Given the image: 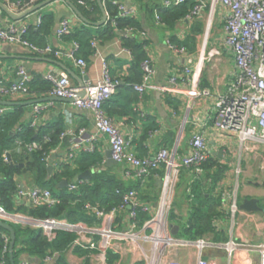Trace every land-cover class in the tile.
I'll list each match as a JSON object with an SVG mask.
<instances>
[{
  "label": "built area",
  "instance_id": "2783aa9c",
  "mask_svg": "<svg viewBox=\"0 0 264 264\" xmlns=\"http://www.w3.org/2000/svg\"><path fill=\"white\" fill-rule=\"evenodd\" d=\"M39 1L2 0L6 7L16 14L24 13L38 4ZM186 1L188 0H163L162 4L164 7H170ZM191 1H194L195 4L186 15L185 20L193 22L204 15L207 17L205 26L206 37L203 41L204 44L199 60L196 63L194 55L188 52L185 45L175 43L170 39H167L166 43L174 52L185 56L186 63L184 64L182 75L187 77L192 84L193 90L191 93L200 94L197 86L203 72L204 61L208 56L213 57L219 53L216 48L212 49L208 55L205 52L208 36L211 34L218 10L221 8L225 10V13H223V42L234 54L236 75L228 89L218 96L215 116L216 125L223 131L238 135L243 148L251 147L257 149V145H264V0ZM81 3L84 2L81 1ZM112 3L118 6L119 16L133 17L138 13L137 6L127 5L125 0H112ZM155 16L157 21L162 23V17L157 10ZM41 23L42 17H39L36 23L37 27ZM72 28L71 21L68 18H64L60 22L56 34L59 38H63L71 33ZM29 30L30 26L27 24L13 23L6 27L0 26V41L19 44L33 52L51 53L60 58L64 57L82 69L85 68V59L78 56L80 45L77 41H73L72 47L68 50L55 48L50 44L39 46L29 38ZM128 30L132 32L133 28L131 27ZM92 44L102 60L103 73L100 78L93 81L88 80L84 88L73 86L70 74L65 70L53 74L49 73L45 75V79L52 83L50 92L53 96L73 98L77 107L89 109L93 112L96 132L107 136L113 158L119 163L132 168L127 173H134L135 177L144 182L153 171L164 168L162 190L155 208L141 201L137 190L130 189L123 193L122 203L110 211H105L90 203L85 204L88 211L95 214L100 220L97 225L71 222L66 218H37L23 213H10L1 205L0 219L40 229L49 240L54 239L58 231L75 232L76 237L71 246L86 250V253L89 252L87 258L91 264H110L108 251L113 250L115 253H120L119 246L116 247L114 244H122V242L129 243L130 253L138 252L139 258L136 259V262L143 264H182L178 257L180 250L191 244L198 245L195 264H222L218 258L205 256L203 252L206 249L226 250L229 258L235 252L248 251L256 258L257 264H264V242L253 243L249 240L238 242L237 238H235L237 236L232 228L237 222L236 213H240V215L250 219L252 216L250 212L239 208L236 192L232 193L227 190L223 193V203L227 200L228 202L232 201L230 206L232 228L228 241L217 242L209 238L188 240L177 237L172 233L170 214L180 171L183 167L191 168L196 175L200 176L204 171L203 164L209 158L203 133L197 132L193 135L190 150L182 157L178 155L177 148L171 150L160 148L151 156L140 157L130 148V140L124 136L119 126L107 113L106 104L116 93L119 82L112 78L108 62L97 48V41L94 40ZM123 50L130 53V50L125 47ZM141 66L144 71L143 80L141 83L134 84L138 92L142 94L150 88L160 89L161 91H169L171 89L167 86L155 87L152 85L151 80L156 72L152 58L146 57ZM18 76L17 80L10 83L0 79V97L28 95L32 92L30 84L33 81V76L25 67H19ZM177 77L178 75L172 77V82H175ZM83 89H85V94L81 95L80 93ZM202 93L207 95L209 91L204 90ZM51 104V102H38L33 105L31 113L32 126L36 128L39 126L42 112ZM5 112V108L0 107V114ZM86 133L85 128H81L78 134L71 130L61 132V141L69 140V160L74 159L80 150H95L93 142L96 139V135L91 134L87 137ZM88 141L91 144L84 146ZM18 143L22 144V141H18ZM250 144L252 145L250 146ZM26 147L28 150H34L39 147V143L37 141L26 143ZM263 154L256 155L260 156ZM56 165L54 164V167ZM261 168L264 169V165H261ZM68 187L70 190H74L77 188V184L69 181ZM18 199L25 200L32 205H53L59 202V198L55 197L48 188L36 186L27 188L23 185L18 190ZM120 211L127 212V216L121 218L119 222L117 216ZM140 212H147L151 215L142 225L139 224ZM260 220H262L261 217L258 221ZM117 222L120 223V228L117 227ZM219 222L217 218L214 224L219 226ZM1 234L6 243H10V234L4 232H1ZM7 246L5 245L4 252L7 251ZM57 258V253L47 254L42 259V262L43 264L49 262L59 264ZM28 262V260H24L21 264H28ZM0 264H6L4 257L1 258Z\"/></svg>",
  "mask_w": 264,
  "mask_h": 264
},
{
  "label": "crops",
  "instance_id": "0c3cea01",
  "mask_svg": "<svg viewBox=\"0 0 264 264\" xmlns=\"http://www.w3.org/2000/svg\"><path fill=\"white\" fill-rule=\"evenodd\" d=\"M42 1L43 0L40 2ZM125 2L127 5H135L138 8L136 17L142 21V28L138 31V36L146 39L147 42L145 49L147 57L152 58L156 69L151 80L152 85L155 87L167 86L171 89L169 91H161L160 89L150 88L142 94L138 92L134 87V84L137 83L134 82L133 84L132 82L127 81L130 78L129 70L132 64V51L130 49V53L124 51L122 40L118 37L108 40L98 38L100 36L98 28L101 25L99 26L95 23L89 24L93 26L91 31L95 37L92 42L94 40L97 41V48L99 49V52L105 56L112 78L118 80L120 85L118 86L116 93L107 102V113L119 126L124 136L130 140V148L140 157L151 156L162 148V138L168 134L173 135V137L171 141L172 144L166 146V148L169 150L177 148L178 155L182 157L190 150L193 135L197 132H202L206 141L209 157H214L217 162L227 167V171L225 172L217 191L220 189L232 191L238 182V178L241 176L240 171L241 174H245V170L248 169V158L252 156V154L256 155L264 153V145H257V149L251 147L243 148L238 135L232 132L223 131L216 125L215 116L218 96L228 89L236 75V62L233 52L224 42L223 49H220L218 46L209 47L211 34L208 36L205 52L208 55L212 49L216 48L219 53L213 57L208 56L205 59L203 72L197 86L200 94H192V84L188 81L187 77H183L182 75L184 64L186 63L185 56L174 52L170 46H168L166 41L167 39L173 41V38L175 37L178 41L185 42L188 34L194 35V44L191 42L188 45L185 44V47L188 52L194 55L197 63L200 52H202L203 41L206 37L205 26L207 17L204 15L193 22H188L184 19L179 22L175 28L168 29L163 23L157 21L155 14L148 13L144 8L142 9L140 1L125 0ZM162 2L163 0H145L143 4L146 5L147 3H150L153 7L155 4ZM48 12L54 13L55 20L50 32L44 35L46 45L50 44L55 48H61L63 50L70 49L73 45L74 39L66 37L59 38L56 34L60 22L64 18H68L72 25L77 27L85 22L75 14L71 6L65 0L52 1L21 20L11 18L9 14L0 7V26L6 27L16 23L27 24L30 26V29L33 27L37 28L36 23L38 18ZM13 13L16 14L15 12ZM223 13H225V10L222 8L218 10L217 15L222 21ZM102 18L103 12L101 10V15L98 21ZM195 22L200 23L202 27V30L196 34L192 32ZM128 29L120 31L124 33H119L123 35L134 33V29L132 32ZM29 37H33L35 40H41V37L32 35L30 30ZM92 42L90 46L84 47L82 45L81 57L86 61V66L82 69L67 58H60L51 53L43 54L33 52L19 44L0 41V79L6 83L17 80L19 77L18 69L21 66L25 67V69L33 76V79L36 76L44 77L45 79V75L49 73H57L61 70L67 71L64 67H68L73 71V74L69 73L73 86L81 87V83L85 76L89 77V81H93L100 78L103 73L101 57L97 54ZM173 42L177 43L176 40ZM193 66L192 68H194ZM176 75H178L176 81L172 82V77H175ZM142 80L138 83H141ZM204 90H208L209 94H203L202 91ZM52 96L53 95L50 91H34L28 95L1 96V99L15 102V104L0 105V107H4L7 112L15 110L16 105L25 106L23 117L25 120L31 118L34 105H26V102L40 99H45V101H42L44 103L51 102L52 104L42 112L40 124L53 125L56 122L63 121L64 130H71L78 134L81 128H85L87 137L91 134L96 135L93 144L103 156V165L101 168H107L105 164V153L110 149V144L105 134H98L96 132L93 112L89 109L79 108L74 102L69 100H52ZM90 144V141H88L84 146H89ZM252 144H250V146ZM54 152L58 154V157L54 161L55 165L59 161H69V140L65 139L62 141ZM262 165H264V163ZM113 166L116 167V175L122 183H124L126 187L136 186L140 200L155 208L162 190L160 180H162L163 184L165 170L152 172L144 182H141L135 177L134 173H127L128 170H132L130 166L121 163ZM198 177L199 176L196 175L191 168L183 167L181 169L173 195L172 206L174 207L175 204H177V206H175L177 214L174 222H171L172 227L173 225L178 224V222L187 219L191 209V203L194 202L195 199L193 196L190 197L188 195L189 190L186 188ZM232 184L234 187H231ZM254 185L255 187H258L259 183L256 181L254 182ZM24 187L26 186L24 185ZM180 189H183L184 194H179ZM255 191L256 190H252L247 186L241 188L240 195L237 196L238 205L242 203L244 199L254 197L253 194L256 195ZM240 196L243 198L241 202H239ZM184 201L187 202L188 208L184 214H180L178 206H181ZM231 203L232 201L228 202V200L223 203L222 211L224 217L219 218L220 226H226L232 217L230 209ZM263 212L264 210L260 212L258 211L259 214L257 215L259 218L251 216L253 220H256L257 227H260V223L258 222L260 217L264 219ZM250 214L253 215V212H250ZM125 216H127V212L120 211L117 216L119 222L120 219ZM119 222L116 224L118 228H120ZM211 235L212 234H210L209 237H211ZM210 239L214 240L212 237ZM114 246H119L118 248L121 252L115 253L113 250L108 251L110 264H143L138 261L136 262V259L139 258V254L138 252H134L133 254L130 253L128 242H122V244L115 243ZM206 252L208 253V257L218 258L219 260L223 257L222 250L206 249ZM88 253L81 249L76 250V248L70 246L64 255L68 264H91L87 258ZM115 254L117 257L114 256ZM178 257L182 260L181 255ZM27 258L28 256L24 255L22 261L29 259ZM35 264L41 263L39 260H35ZM44 264L53 263L49 262Z\"/></svg>",
  "mask_w": 264,
  "mask_h": 264
},
{
  "label": "trees",
  "instance_id": "16d2710c",
  "mask_svg": "<svg viewBox=\"0 0 264 264\" xmlns=\"http://www.w3.org/2000/svg\"><path fill=\"white\" fill-rule=\"evenodd\" d=\"M41 1V0H40ZM39 1V2H40ZM83 1L84 3H81ZM142 9L148 13L155 14L157 10L162 17V23L168 29L175 26L186 18V15L194 7L195 2L188 0L182 4L164 7L162 3L151 6L150 3L143 4ZM38 2V3H39ZM78 7L83 15L90 21H98L101 15V8L98 0H71ZM108 20L101 25L99 29L102 40L118 37L122 40L124 47L132 51V64L129 70L130 78L127 80L134 84L142 80L143 70L141 63L147 57L146 39L138 36V31L142 28V21L136 16H119L117 5L112 0H104ZM97 16H96V15ZM42 23L37 28H31L32 35L41 37V40H35L29 37L32 42L39 46H46L44 35L50 32L55 20L52 12L44 13ZM92 25L82 23L81 26H73L70 34L66 38H73L79 43L78 56L81 57L82 45L90 46L95 38L92 33ZM133 28V34H120V31ZM202 30L201 24L195 22L193 33ZM42 35V36H41ZM63 37V38H64ZM175 38V37H174ZM178 44H194L195 36L188 34L185 42ZM120 86V85H118ZM32 92H48L52 88V83L44 77L36 76L30 84ZM107 105V104H106ZM23 105H16L15 110L0 114V205L10 213H23L37 218L58 217L66 218L71 222H84L88 225L99 224L100 220L95 214L88 211L86 203H90L105 211L119 206L123 200V193L135 189L136 186H125L116 175V167L110 166L101 168L103 156L95 148L94 151L81 150L74 159L69 161H59L54 167L52 176H48L49 155L59 147L61 141L60 134L64 130L63 121L56 122L53 125H42L36 128L31 125V118L23 119ZM173 135L168 134L162 138V148L169 146ZM174 139V138H173ZM18 141H22L19 144ZM37 141L39 147L34 150H28L26 143ZM168 149V148H167ZM9 152L11 161L6 159V153ZM13 163V165L11 164ZM92 170V177L88 181H74V177L85 170ZM203 173L186 188L188 195L194 197L191 209L187 219L178 222L179 232L176 235L188 240H197L205 237L209 233H214V240H228L225 226H216L215 219L223 218V193L227 190L217 188L224 177L227 167L217 162L214 157H209L203 164ZM159 170H164L162 167ZM155 170L153 172H156ZM63 179L75 182L77 188L70 190L68 186H60ZM21 185L27 188L40 187L48 188L53 195L59 198V202L48 205H32L25 200L18 199V190ZM151 215L147 212H140L139 224L142 225ZM16 231V244L14 247L15 263L21 264L24 255L28 256V264H35L47 254H58L59 264H68L65 259V252L70 248L76 237L75 232L58 231L56 237L49 240L44 236L42 230L31 226H22L21 224L8 221ZM17 227V228H16ZM19 230V231H18ZM1 232H9L0 227V260L6 259V264H11L9 248L10 243H6ZM5 245L7 251L4 252ZM80 248H76L79 250ZM82 250V249H81ZM86 251V250H83ZM87 252V251H86ZM114 256L117 257L115 254Z\"/></svg>",
  "mask_w": 264,
  "mask_h": 264
},
{
  "label": "rangeland",
  "instance_id": "374dc122",
  "mask_svg": "<svg viewBox=\"0 0 264 264\" xmlns=\"http://www.w3.org/2000/svg\"><path fill=\"white\" fill-rule=\"evenodd\" d=\"M223 27H224V22L220 20V17L217 15L216 21L214 22L213 28L211 31L209 47L218 46L220 49H223V37H224ZM263 156L264 154L260 156L252 154V156L248 158L249 159L248 165H247L248 169L245 170L244 172L245 174H241V171H240L241 176L238 178V182L235 188L232 189L231 191L232 193L236 191L237 196H239L241 192V188L245 186L250 187L252 190H256L255 191L256 195L255 194L253 195L254 197L258 198V200L260 201L259 204L262 207H264V186H263L264 169L261 168L262 162L264 160ZM256 181L259 183L258 187H255L254 185V182ZM232 186L234 187L233 184L231 185V187ZM179 194L180 195L184 194L183 189H180ZM242 199L243 198L240 196L239 202H241ZM175 206H177V204H175ZM175 206L172 208V211L170 214L171 222H174V220L176 219L177 212H176ZM179 206H178V209H179L180 214H184L188 208L187 202L184 201L182 205L180 207ZM255 213H253L252 216L259 218L257 215L259 214L258 211ZM236 214H237L236 215L237 222L234 224L235 226H233L232 228L231 219L229 223L226 224L225 226L228 240L231 236V228H232L237 236L235 238H237L238 242H244V240H249L253 243L264 242V219L258 221L260 223L259 224L260 227H258L259 229L257 230V225H256L257 223L255 222L256 220H253L252 218L250 219L249 217H246L244 215H240V213H236ZM262 214L264 215V212ZM210 234H212L211 235L212 238L215 237L214 233H209L208 235L202 238L210 239L211 238L209 237ZM216 241L222 242V240H216ZM197 247H198L197 244L196 245L191 244L189 246L183 247V249L180 250L181 252L179 253V256L181 255L182 257V260H180L182 261V264H194L195 263ZM223 252L225 253V255H223V257L220 260L222 264H257L256 258L251 253H248V251L235 252L231 258H229V255L226 250H224Z\"/></svg>",
  "mask_w": 264,
  "mask_h": 264
},
{
  "label": "water",
  "instance_id": "95a60500",
  "mask_svg": "<svg viewBox=\"0 0 264 264\" xmlns=\"http://www.w3.org/2000/svg\"><path fill=\"white\" fill-rule=\"evenodd\" d=\"M52 1H55V0H43L42 2H39L34 7L30 8L29 10L25 11L22 14H14L13 12H11L6 7V5L2 1H0V7H2L9 14V16L11 18H13L15 20H21L24 17L28 16L29 14L38 11L39 9H41L44 6H46L47 4H49ZM65 1L71 6V8L75 12V14L82 21H84L87 24H94L95 23V24L100 26V25H103L106 22L107 18H108L106 9H105L104 4H103V0H98V3H99V5L101 7V10L103 12V18L100 21H98V22H92L88 18H86L83 15V13L78 9V7L71 2V0H65ZM120 33H124V32H120ZM64 68L68 71V73L73 74V71L70 68H68V67H64ZM88 80H89V77L85 76L84 79H83V82L81 83L82 84L81 85L82 88L85 87L86 81H88ZM80 94L84 95L85 94V89H83ZM52 97H53L52 100H69V101L74 102L73 98H62V97H58V96H52ZM42 101H45V99L30 100V101L26 102V105H32V104H35V103H38V102H42ZM14 104H15V102L8 101V100H3V99L0 98V105H14ZM6 156H7V159L9 161H11L10 153H7ZM105 156H106V163L105 164H106L107 167L119 164V162L113 158V153H112V149L111 148L106 151ZM57 157H58V154L54 152V153L51 154V156L49 158V164H48V176L49 177L52 176V174H53L54 161H55V159ZM11 164L13 165V163H11ZM92 173H93V171L90 170V169L82 171V172L78 173L74 177L73 180L75 182L79 181V180H89L92 177ZM160 182H161V185H162V180H160ZM59 185L60 186H69V180L68 179L61 180ZM239 208H241L243 210H246V211H249V212H256V211H263L264 210V208H262L259 205V200L256 197L244 199L242 201V203L239 204ZM0 227L6 229L9 232V234H10V248H9L10 262H11V264H16L15 263V255H14V247H15V244H16V231H15L14 227L10 223H8V222H6V221H4L2 219H0ZM171 231H172V233L174 235H177L178 232H179V225L178 224L173 225ZM203 254L205 256H208V253L206 252V250L203 252ZM222 254L225 255L224 252Z\"/></svg>",
  "mask_w": 264,
  "mask_h": 264
}]
</instances>
